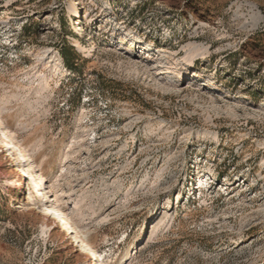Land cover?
Masks as SVG:
<instances>
[{
  "label": "rangeland",
  "instance_id": "374dc122",
  "mask_svg": "<svg viewBox=\"0 0 264 264\" xmlns=\"http://www.w3.org/2000/svg\"><path fill=\"white\" fill-rule=\"evenodd\" d=\"M0 121V264H264V0H0Z\"/></svg>",
  "mask_w": 264,
  "mask_h": 264
},
{
  "label": "bare ground",
  "instance_id": "6f19581e",
  "mask_svg": "<svg viewBox=\"0 0 264 264\" xmlns=\"http://www.w3.org/2000/svg\"><path fill=\"white\" fill-rule=\"evenodd\" d=\"M40 75L42 77H44V79H47V76L44 75L43 73H40ZM41 78V77H40ZM0 133L3 136V138L6 140L7 138H9L8 134L6 131H4L1 128V121H0ZM5 141H3L1 139V143H4ZM8 145V144H7ZM11 145V144H10ZM32 158V157H31ZM30 168V167H29ZM19 169H15V177L16 179L14 181H12L15 186L17 188H22L23 187V182L24 179L26 178V175L24 172L23 175L18 174ZM27 174V173H26ZM31 176V175H30ZM38 181L40 183L43 182V178L41 176H38ZM33 182H35L33 180ZM42 219L44 220V224L46 226V228H49L50 226H56L58 229H60L61 233L65 234V235H70L71 239H74L77 243L81 244V251L84 255V257L89 261L94 263L95 260H97V254L95 252V250L93 249V247L88 244L86 241L82 240L81 243L78 241V238L74 232V229L72 228V225L69 224L67 221H65L59 214L58 210L53 206L51 208H45L44 209V214L41 215Z\"/></svg>",
  "mask_w": 264,
  "mask_h": 264
},
{
  "label": "trees",
  "instance_id": "16d2710c",
  "mask_svg": "<svg viewBox=\"0 0 264 264\" xmlns=\"http://www.w3.org/2000/svg\"><path fill=\"white\" fill-rule=\"evenodd\" d=\"M63 56H64L65 62L67 63L68 67H71L70 66V62H69V59L67 58V56L65 55V53H63Z\"/></svg>",
  "mask_w": 264,
  "mask_h": 264
}]
</instances>
